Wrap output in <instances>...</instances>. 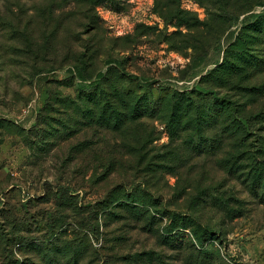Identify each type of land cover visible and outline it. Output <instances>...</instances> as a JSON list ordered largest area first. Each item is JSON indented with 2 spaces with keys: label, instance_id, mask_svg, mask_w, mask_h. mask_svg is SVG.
Wrapping results in <instances>:
<instances>
[{
  "label": "rangeland",
  "instance_id": "obj_1",
  "mask_svg": "<svg viewBox=\"0 0 264 264\" xmlns=\"http://www.w3.org/2000/svg\"><path fill=\"white\" fill-rule=\"evenodd\" d=\"M209 1L0 0V264H264V0ZM97 84L150 106L90 124Z\"/></svg>",
  "mask_w": 264,
  "mask_h": 264
},
{
  "label": "trees",
  "instance_id": "obj_2",
  "mask_svg": "<svg viewBox=\"0 0 264 264\" xmlns=\"http://www.w3.org/2000/svg\"><path fill=\"white\" fill-rule=\"evenodd\" d=\"M209 3L211 1L207 0ZM248 1L249 0H235L236 5L232 6L239 11H246L248 10ZM229 4L224 5V9L228 11ZM248 28L251 29V31H257L260 32L261 35L264 37V15L261 17H255L252 19V21L248 22L247 24ZM243 33H248L246 31H243ZM244 34V36H245ZM253 35V33L249 34ZM246 40V38L240 36V40H238L236 45L243 43ZM232 48V50H235ZM237 51L238 57L236 59L240 60L238 63H229L228 58H226V61L222 62L221 66L222 69L224 70L227 68V71H233L237 72V74H240L243 67H246L247 65L253 64V65H260L259 59H257V56L246 51L244 48L239 47V49L235 50ZM230 52V53H229ZM247 53H250L249 55ZM231 54V51L228 50L226 53L227 56ZM252 56V57H251ZM258 61V63H253V61ZM244 63V66L241 65V63ZM218 69V71L222 70ZM103 85V84H102ZM205 92V91H204ZM109 90L105 91L104 87H100V84L95 85L94 89H92L89 93L86 95L88 96V99H90V103H93L95 101V106H85V109H81L79 113L82 115L83 119H86L87 122L90 124H98L100 126H106L108 128H113V129H120V125H124L127 116L130 118H136V115H139L144 111V109H147L145 107H149L151 103V98L149 96H144V95H130L126 93L124 90L119 89L118 91L116 90L115 97H117L116 100H113L109 96ZM202 93V92H201ZM85 94V93H83ZM178 98L177 101H175ZM215 99H217L215 97ZM200 100V99H199ZM198 98L193 96V94L190 92H185L184 94L180 96H174L173 98H168L166 99V105L171 106L174 105L176 108V111H181V112H187L189 107L191 105H194V103L197 105L193 106V108H197L198 114H197V119H195L197 122L200 123H205V121H210L214 120L216 121V117L218 116V112L220 111V106L217 105V103L211 105L208 104L207 102L204 103V107H199L200 105L203 106V102ZM218 100V99H217ZM216 100V101H217ZM113 101H116L117 103H113ZM193 101V102H192ZM174 102V104H173ZM184 102H188V104H185ZM218 102H222L221 100ZM122 108L126 109L127 111L124 112ZM179 113V112H178ZM210 119V120H209ZM202 136V135H200ZM206 142L201 141L200 139L196 140L195 143H193L191 150L197 153H202L205 151L210 150L213 147L212 145L206 144ZM129 195L128 199H125L124 202L126 204H135L141 207V210H147V208L142 207V203L137 204L136 201L142 200L143 198H138V195L141 194L138 192H135L134 190L132 191ZM120 197L114 198V200H119ZM142 202V201H141ZM154 217V216H153ZM183 223V222H182ZM186 225V223H183ZM196 238L199 239V241L203 242L204 240H208L209 234L208 230H203L199 235L195 232ZM172 239L175 240H182L183 238L181 236H176L173 237Z\"/></svg>",
  "mask_w": 264,
  "mask_h": 264
}]
</instances>
